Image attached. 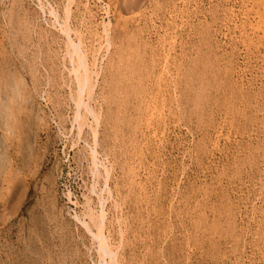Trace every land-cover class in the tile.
Returning <instances> with one entry per match:
<instances>
[{
    "label": "rangeland",
    "instance_id": "1",
    "mask_svg": "<svg viewBox=\"0 0 264 264\" xmlns=\"http://www.w3.org/2000/svg\"><path fill=\"white\" fill-rule=\"evenodd\" d=\"M0 83V264H264V0H0Z\"/></svg>",
    "mask_w": 264,
    "mask_h": 264
},
{
    "label": "bare ground",
    "instance_id": "2",
    "mask_svg": "<svg viewBox=\"0 0 264 264\" xmlns=\"http://www.w3.org/2000/svg\"><path fill=\"white\" fill-rule=\"evenodd\" d=\"M69 3H70V0H69ZM67 8H68V7H67ZM67 13H68V12H67ZM68 14H69V13H68ZM68 14H67V16H68ZM66 18L68 19L69 17H66ZM91 18H92V17H91ZM64 24H65V23H64ZM103 28H104V27H103ZM65 29H66V28H65ZM104 31H105V30H104ZM68 32H69V31H68ZM69 35H70V34H69ZM107 35H108V34H107ZM66 37H68V36H66ZM70 40H71V39H70ZM107 40H108V39H107ZM67 41H68V39H67ZM70 42H72V43H70L71 46H69L68 48H70V47H71V48L74 47V46L72 45V44H73V41H70ZM108 43H109V42H108ZM68 44H69V43H68ZM74 44H75V43H74ZM78 44H79V43H78ZM78 44H77V46H79ZM79 47H80V46H79ZM79 47H77L76 50H77ZM68 48H67V49H68ZM70 51H72V50H70ZM68 52H69V51H68ZM68 52H67V53H68ZM73 52H76V55H77V53H78L79 51H78V50L75 51V49H74ZM71 53H72V52H71ZM71 53H70V54H71ZM68 54H69V53H68ZM74 54H75V53H74ZM83 54L85 55V53H83ZM72 55H73V53H72ZM72 55H70L71 58H72ZM80 55H82V52L80 53ZM80 55H78V59H79V56H80ZM73 56H75V55H73ZM82 56H83V55H82ZM82 56H81V57H82ZM85 56H86V55H85ZM75 58H76V56H75ZM72 59H73V58H72ZM74 60H75V59H74ZM76 60H77V59H76ZM79 60H80V59H79ZM81 60H82V59H81ZM72 62H73V61H72ZM75 62H76V61H75ZM82 63H83V62H82ZM82 63H80V64H82ZM76 64H77V63H76ZM80 64H79V66H80V69H81V66H82V65H80ZM84 64L87 65V64L85 63V61H84ZM84 64H83V67H85ZM79 66H78V67H79ZM83 67H82V68H83ZM73 69H74V68H73ZM77 70H78V69H77ZM84 70H85V72H86V71H87V72L89 71L88 68H87V69L84 68ZM79 71H83V70L81 69V70H79ZM72 72H73V70H72ZM75 72H76V70H75ZM89 72H90V71H89ZM89 72H88V73H89ZM79 73H81V72H79ZM81 74H82V73H81ZM75 75H76V74H75ZM82 75L84 76V74H82ZM90 75H91V74H90ZM127 75H128V74H127ZM88 76H89V74H88ZM88 76H87V74H85V77H88ZM75 77H76V76H75ZM78 77H79V75H78ZM78 77H77V79H78ZM80 77H81V76H80ZM85 77H84V78H85ZM149 78H150V77H149ZM80 79H81V78H80ZM15 80H16V79H15ZM20 81H21V80H20ZM76 82H77V81H76ZM85 82H86V79L78 80V83H79V85H80V86H78L79 89H80V93L83 91V89H84L83 87H84V86L86 87V85H87V83H86V85H85ZM89 82H90V81H89ZM6 83H7V82H6ZM23 83H24V82H23ZM0 84H1V83H0ZM7 84H9V83H7ZM90 84H91V83H90ZM9 85H10V84H9ZM77 85H78V84H77ZM6 87H7V86H6ZM6 87H5V88H6ZM9 88H10V87H9ZM91 89H92V88H91ZM238 89H239V88H238ZM4 92H5V91H4ZM10 92H11V91H10ZM84 92H85V91H84ZM90 92H91V91H90ZM87 93H88V92H87ZM10 95H11V94H10ZM28 97H30V96H28ZM8 98H9V97H8ZM80 98H81V97H80ZM80 98H79V99H80ZM11 99H12V97H11ZM90 99H91V98H90ZM8 101H11V100H8ZM82 101H83V100H82ZM149 101H150V100H149ZM12 102H13V100H12ZM80 102H81V100H80ZM80 102H77L78 105L80 104ZM21 103H22V102H21ZM82 103H83V102H82ZM87 104H88V103H87ZM82 105L84 106V105H86V103H84V104H82ZM86 106H87V105H86ZM88 107H89V106H88ZM78 108H79V107H78ZM138 108H139V107H138ZM85 109H86V107H85ZM90 109H91V107L88 108V110H90ZM88 110H87V111H88ZM156 111H157V110H156ZM77 112H78V111H77ZM85 113H86V111H85ZM92 113H93V112H92ZM87 114H88V113H87ZM84 115H85V114H84ZM8 116H9V115H8ZM18 116H19V114H18ZM84 117H85V116H84ZM84 117H83V118H84ZM79 118H80V121H82L80 116H77L76 119L79 120ZM99 118H100V117H99ZM85 120H86V119H85ZM96 120H97V119H96ZM7 121H8V120H7ZM18 121H19V120H18ZM85 123H86V122H85ZM86 124H87V123H86ZM86 124H85V126H86ZM4 125H6V126H5V129H6L7 131L12 127V126L10 127L9 124H8L7 122H6V124H4ZM81 125H82V123H81ZM78 129H79V128H78ZM79 131H81V130H79ZM12 132H13V131H12ZM153 133H154V132H153ZM7 135H8V134H7ZM7 135H6V136H7ZM95 135H96V134H95ZM97 136H98V135H97ZM93 138H94V136H93ZM15 161H16V160H15ZM105 173H106V172H105ZM99 174H100V172H99ZM97 176H98V175H97ZM107 178H108V177H107ZM21 180H22V179H21ZM93 180H94V179H93ZM101 202H102V201H101ZM104 202H105V201H104ZM102 208H103V207H102ZM100 211H102V209H101ZM104 211H105V210H104ZM102 212H103V211H102ZM102 212H101V213H102ZM102 214H103V213H102ZM89 215H90V214H89ZM99 216H102V215H99ZM91 218L93 219V218H96V217H93V216H92ZM102 218H104V217H102ZM96 219H97V218H96ZM96 219H95V220H96ZM236 219H237V218H236ZM81 221H82V220H81ZM91 221H92V220H91ZM93 221H94V219H93ZM83 222H84V221H83ZM96 222H98V223H97L98 225H100L101 222L103 223V221L100 222L99 219H98V221L96 220ZM117 223H118V222H117ZM83 224H84V223H83ZM91 224L94 225L95 227H96V225H97V224H96V225L93 224V222H92ZM98 225H97V226H98ZM83 226H84V225H83ZM88 226H89V225H88V223H87V227H86V229H88V230L90 231L91 228H88ZM102 226H103V225H102ZM93 230H94V229H93ZM95 230H96V229H95ZM97 230H98V229H97ZM90 232H92V231H90ZM94 234H95V233H94ZM102 234H103V233H102ZM103 237H104V236H103ZM103 237H102V238H103ZM96 238H100V237L97 236ZM96 240H97V239H96ZM100 240H102V239H100ZM98 242H99V241H98ZM101 242H103V241H100L99 243H101ZM103 243L106 244L105 241H104ZM103 243H102V245L104 246ZM99 247H101V245H98V248H99ZM101 250H102V252H103L104 254L106 253V249H105L104 247H101ZM100 254H101V253H99V255H100ZM111 257H112V256H111ZM110 259H112V258H110ZM113 260H114V259H113ZM100 261H101V260H100ZM100 261H99V262H100ZM114 261H115V260H114ZM114 261H113V263H114ZM106 262H107V261H106ZM115 262H116V261H115ZM99 264H100V263H99ZM116 264H117V263H116Z\"/></svg>",
    "mask_w": 264,
    "mask_h": 264
}]
</instances>
